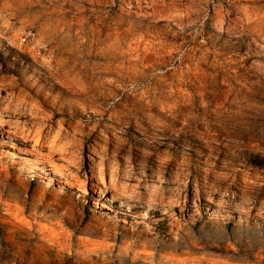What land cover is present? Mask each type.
<instances>
[{"label":"rangeland","instance_id":"1","mask_svg":"<svg viewBox=\"0 0 264 264\" xmlns=\"http://www.w3.org/2000/svg\"><path fill=\"white\" fill-rule=\"evenodd\" d=\"M0 91V264H264V0H0Z\"/></svg>","mask_w":264,"mask_h":264},{"label":"bare ground","instance_id":"2","mask_svg":"<svg viewBox=\"0 0 264 264\" xmlns=\"http://www.w3.org/2000/svg\"><path fill=\"white\" fill-rule=\"evenodd\" d=\"M21 103L17 98H4L0 91V108L7 104L8 106H16ZM37 129L29 130V128L21 127L20 134L25 138H32L40 146H49L52 149H63L67 147V144L71 142V136L65 132L64 129L55 128L51 134L45 133L44 125L41 123H35ZM18 130V129H17Z\"/></svg>","mask_w":264,"mask_h":264}]
</instances>
